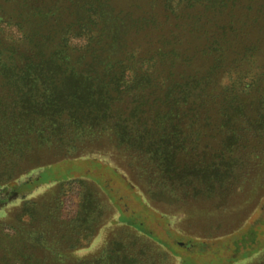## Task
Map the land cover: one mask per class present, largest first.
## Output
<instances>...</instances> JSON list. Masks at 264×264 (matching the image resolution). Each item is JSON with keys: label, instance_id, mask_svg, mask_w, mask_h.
Here are the masks:
<instances>
[{"label": "rangeland", "instance_id": "1", "mask_svg": "<svg viewBox=\"0 0 264 264\" xmlns=\"http://www.w3.org/2000/svg\"><path fill=\"white\" fill-rule=\"evenodd\" d=\"M67 1L0 0V185L34 174L54 181L0 206V264H93L108 247L140 264H264V0H98L108 4L77 37L83 56L96 52L99 70L124 64L136 81L116 93L104 123L63 133L54 122L17 121L15 86L3 76L32 49L16 28L29 33L41 16L45 40L60 31L58 12L74 30L90 20L92 0L68 10ZM187 80L204 114L190 112L180 157L203 171L171 183L120 143L118 121L152 119L155 99ZM73 174H85L76 205L64 197ZM250 230L258 240L244 238Z\"/></svg>", "mask_w": 264, "mask_h": 264}, {"label": "trees", "instance_id": "2", "mask_svg": "<svg viewBox=\"0 0 264 264\" xmlns=\"http://www.w3.org/2000/svg\"><path fill=\"white\" fill-rule=\"evenodd\" d=\"M70 2L67 1L65 4L67 10L72 9V5L79 6L77 0H70ZM102 2H104V6L108 4V1ZM208 2L211 4L213 1L208 0ZM89 3L93 12L90 20L78 19V23L76 20H71L74 24L79 25L78 30L66 27L70 26L71 22L69 19L62 20L64 13L59 12L56 17L57 21L53 22L60 26V31L57 30L58 28L54 34L50 31V36L48 35L45 40L44 33L48 31L43 27V24L40 27L41 16L36 20V24H33L37 28L30 30L29 33L21 30L22 28H16L19 32L17 42L28 38L32 48L27 51L28 54L26 52L20 54L21 62L16 66L19 70L4 68V79L12 88L15 86L14 91L12 90L11 104L14 113L19 118H16L17 121L30 120L31 125L54 122L56 132L66 129L63 133L71 132L75 128L94 129L113 115L112 104L115 103L116 93L124 94L131 90V85L136 79L124 64L119 66L114 63L109 69L99 70L92 64L100 59L96 52L93 53V59L89 62H87L88 56H83L86 45H79L77 37H83L84 34L90 33L89 28L96 20L97 6L101 8V3L98 4V0H92ZM227 4L229 5V2ZM48 19L50 21V17ZM1 21L5 20L1 19ZM61 22L67 23L62 27L64 30H61ZM7 24L13 26L10 21ZM0 28L4 27L0 25ZM92 40L95 42L96 39L92 38ZM87 44H92L90 38H88ZM149 57H155V55ZM90 67L94 70H91ZM99 68L102 67L99 66ZM188 80L185 85L180 83L169 85L164 92L165 96L155 99L157 106H152L153 111L155 110L152 119L135 122L121 116L122 120L118 121L120 143L126 144L133 152H138L148 159L151 167L160 171L163 178L171 183H183L188 179H198L203 171V168L192 165L191 160H183L180 157L182 148L187 147L186 126L190 123V112L196 113L199 121L204 114V109L201 108L203 106L197 101L201 94L196 96L197 100L193 98L192 91L187 87ZM262 104L257 109V114L260 116L259 122L264 121V105ZM170 109L172 111H168ZM177 109L181 110L183 114H174L173 112ZM183 118L188 121H184ZM3 134L1 135L3 136ZM224 144L226 145L227 141ZM2 152L3 148L0 145V156ZM47 170L51 171L52 167ZM36 176L35 174L26 175L23 176L24 180L15 178L0 185V206L25 198L45 184L54 182L53 180L43 181L39 178L36 180ZM80 176H85V174L63 177L68 178L66 185L70 186L65 190L66 202L76 205L74 197H78L84 188L83 182L79 179ZM204 177L206 179V176ZM6 193L10 194L9 197L6 196ZM147 204L150 210L153 209L148 202ZM162 224L169 236L175 231L173 228H167L164 223ZM259 237L260 235L251 230L244 235V238L249 240H258ZM185 245L189 244L185 243ZM113 251L111 247H108L104 255L96 259L93 264H140L142 261L140 258H132L127 254H123L120 256L121 260H117Z\"/></svg>", "mask_w": 264, "mask_h": 264}]
</instances>
